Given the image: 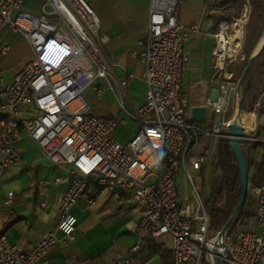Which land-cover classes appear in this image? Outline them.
<instances>
[{"label": "built area", "instance_id": "obj_1", "mask_svg": "<svg viewBox=\"0 0 264 264\" xmlns=\"http://www.w3.org/2000/svg\"><path fill=\"white\" fill-rule=\"evenodd\" d=\"M26 0H0V31L20 33L30 45L32 58L7 83L0 68V176L22 163L18 143L31 139L53 167L66 169L67 188L59 198L56 232L71 240L77 219L71 213L79 199L93 205L100 192L116 201L140 205L136 230L142 236L124 258L110 264H130L134 254L150 240L171 239L172 264H211L209 243L217 233L194 174L214 161L218 143L227 138L231 121L212 127L187 119L188 102L182 93V74L188 63L186 44L199 25L179 21L183 0H150L144 38L131 52L143 66L144 100L135 112L120 102L121 115L99 116L89 111L87 90L102 95L96 81L110 88V67L104 50L109 36L86 0H41L38 12L24 9ZM221 22L212 34L214 76L218 93L209 101L215 115H227L236 97V84L227 77ZM9 45L0 38V67ZM50 53L61 56L52 63ZM125 87V83H121ZM260 107V104H258ZM244 142L264 143L257 136L255 114ZM128 120L138 124L131 139L118 142L113 132ZM242 124V122H241ZM243 126V124H242ZM244 128V126H243ZM245 131V130H244ZM189 187V197L180 196L179 179ZM61 179L54 177L52 182ZM48 183L38 180L39 186ZM256 201L250 218H234L226 232L221 264H264V182L248 185ZM7 192L4 206L11 204ZM44 207L43 202L40 203ZM244 226L245 230H240ZM44 234L30 249L21 250L0 235V264H37L47 258L58 239Z\"/></svg>", "mask_w": 264, "mask_h": 264}, {"label": "crops", "instance_id": "obj_2", "mask_svg": "<svg viewBox=\"0 0 264 264\" xmlns=\"http://www.w3.org/2000/svg\"><path fill=\"white\" fill-rule=\"evenodd\" d=\"M86 1L99 18L101 32L107 34L110 39L104 55L110 67L112 88L103 80L96 81L103 90L102 95L96 98L100 99L105 94L103 84H106L112 97L114 95L117 99L118 110L114 116L121 115L120 102L128 111L135 112L144 100L146 85L142 76L143 66L137 59L132 58L131 52L137 48V42L144 38L150 0ZM28 3L26 0L24 9L38 12L40 2L34 9H31ZM230 5V0H183L179 8L181 23L186 26L199 25V32L188 37V63L182 74V93L188 102L187 119L193 121L192 108L206 107L205 119L198 123L207 127L228 120L227 115H215L209 101L216 97L220 83L214 76L212 34L217 31L221 22L229 19ZM20 39L27 45L30 55L13 65L11 59L17 49L9 46V53L2 60L0 67L2 75L5 74L4 78L11 73L5 79L7 83L12 82L14 76L32 58L30 45L21 34ZM234 74V70H227V77L232 78ZM123 82L125 87H121ZM129 87H137L142 91L137 105L129 98ZM87 92L94 93L87 90L84 96ZM1 102L0 97V104ZM97 115L112 116L108 112ZM257 127V134L260 132L258 137L264 138V124ZM18 150L22 163L11 167L0 176V235H4L19 249L28 250L44 234L56 232V206L67 188L66 169L50 165L41 150L27 136L18 143ZM242 151L245 159L253 162L260 161L263 152L260 146L242 147ZM54 177H59L61 181L53 183ZM38 180H46L48 183L39 186ZM9 191L14 193L13 200L10 205L4 206L2 203ZM41 202L45 204L44 207L40 206ZM71 213L77 219L73 238L63 240L56 232L58 241L55 247L46 259L37 264H110L114 259L126 257L127 251L137 238L142 236L136 230L141 207L133 201H116L105 192H100L91 206L84 199H79ZM164 246L165 251H161ZM152 249L161 254L159 264H169L170 257L172 264L171 239L168 236L150 240L132 256L130 264H146L152 258H149Z\"/></svg>", "mask_w": 264, "mask_h": 264}, {"label": "rangeland", "instance_id": "obj_3", "mask_svg": "<svg viewBox=\"0 0 264 264\" xmlns=\"http://www.w3.org/2000/svg\"><path fill=\"white\" fill-rule=\"evenodd\" d=\"M31 1V0H30ZM28 4L31 9H34L38 6L40 0H32ZM231 1V11L229 19L226 23L231 24L234 19H241L243 16L246 18V23L244 25V37L241 42V52L237 55L230 56L226 60V69L228 71L234 70L235 74L232 77V81L237 84L242 70L249 59V57L254 54V52L259 47L261 39L264 36V0H242L240 7H236L234 0ZM246 10L245 14L243 10ZM0 37L3 39L10 47H16V52L13 54L11 59V64H17L22 58L29 57L30 52L26 44L23 43L20 39V33L12 32L6 28H3L0 31ZM11 73L7 75L9 77ZM5 77V74H3ZM6 77V78H7ZM5 78V79H6ZM105 88V94L97 99L95 93L87 92L85 98L89 104V111L94 114H102L108 112L111 115L117 114V99L112 97L111 91L106 88V84H103ZM110 91V92H109ZM140 88L129 87L128 95L130 100L134 105L139 103L141 96ZM241 101H242V111L246 113L255 114V123L256 125L264 124V49L255 59L253 65L249 69L247 75L243 79L241 84ZM238 103L237 95L233 99L231 109L227 113V121H231L236 112ZM260 104V107H258ZM261 117V118H260ZM138 124L128 120L125 124H119L114 132L113 137L120 143H125L136 132ZM263 132V129L260 130ZM133 133V134H132ZM260 132H258L259 134ZM257 134V136H258ZM256 148L254 145H250L246 142H243L241 148ZM262 148V147H261ZM263 150V149H262ZM261 151H259L260 153ZM215 162V161H214ZM213 161L204 169V174L200 175L199 173L194 174V181L197 184L201 196L205 201L210 195V186L211 183L221 176L220 171L216 168V162ZM249 178H251L255 173V165L257 162L249 161ZM178 183H180V197L182 199H187L189 197V187L186 184L183 178H180ZM249 185V182H248ZM238 189L240 190V183H237ZM256 209V201L252 197L250 189L247 193V205L244 208V218L252 217ZM213 230V229H211ZM240 230H245V227L242 226ZM214 233L218 231L213 230ZM165 246L162 247L161 251H165ZM210 255V253L208 252ZM161 254L155 253L152 258L146 264H159L161 260ZM132 264V263H131ZM169 264H171V257Z\"/></svg>", "mask_w": 264, "mask_h": 264}, {"label": "trees", "instance_id": "obj_4", "mask_svg": "<svg viewBox=\"0 0 264 264\" xmlns=\"http://www.w3.org/2000/svg\"><path fill=\"white\" fill-rule=\"evenodd\" d=\"M241 2L242 0H234V3L238 8L240 7ZM252 145H254V147H262L263 152L260 161L255 165V173L251 178H249L250 163L246 160L248 165V182L251 185H259L264 182V143H255ZM214 161L216 162V168L220 171L221 176L211 183L210 195L205 200V207L210 218V229L219 231L230 217L240 195V190L237 186V183L239 182L238 166L230 150L228 139H221L219 141L217 155ZM246 205L247 197L243 207L236 216L237 219L244 218L242 215H244V208ZM154 254L155 250L152 249L149 258ZM201 264L209 263L206 261V258L203 257Z\"/></svg>", "mask_w": 264, "mask_h": 264}, {"label": "water", "instance_id": "obj_5", "mask_svg": "<svg viewBox=\"0 0 264 264\" xmlns=\"http://www.w3.org/2000/svg\"><path fill=\"white\" fill-rule=\"evenodd\" d=\"M264 49V38L262 39V42L260 46L257 48V50L252 54L249 59L247 60L242 73L240 75V78L236 84V95L238 98L237 103V115L231 123H229L227 127V138L229 141L230 150L236 160L238 171H239V183H240V195L239 200L235 207L233 208V211L230 215V217L227 219V221L223 224L221 229L217 232L214 240H217L220 247L223 245V240L226 235V232L230 226V223L234 218H236L237 214L243 207L247 193H248V165L247 161L245 159V156L243 154L241 145L246 139V133L244 131V128L241 124V121L239 120V114L242 112V101H241V84L243 82V79L247 75L249 69L253 65L255 59L259 56V54ZM207 113L206 107H194L191 109V118L195 122H202L205 119ZM212 263L211 264H221V252L216 254L211 258Z\"/></svg>", "mask_w": 264, "mask_h": 264}, {"label": "bare ground", "instance_id": "obj_6", "mask_svg": "<svg viewBox=\"0 0 264 264\" xmlns=\"http://www.w3.org/2000/svg\"><path fill=\"white\" fill-rule=\"evenodd\" d=\"M245 12L246 10L244 9L243 13L245 14ZM245 23H246V18L245 16H243L241 19H234V21L231 24L224 26V29L221 35L223 39L222 49H223V52L226 53L228 56L237 55L241 52V42L243 41V37H244ZM262 39H261V42H262ZM237 111L238 110L236 108L234 118L237 115ZM239 120L242 122L245 132L249 133L253 125V115L251 113H246L242 111L239 114ZM220 248L221 247L217 240H213L209 243L208 249H209L211 258L221 252Z\"/></svg>", "mask_w": 264, "mask_h": 264}, {"label": "clouds", "instance_id": "obj_7", "mask_svg": "<svg viewBox=\"0 0 264 264\" xmlns=\"http://www.w3.org/2000/svg\"><path fill=\"white\" fill-rule=\"evenodd\" d=\"M50 55V58H51V62L52 63H59L60 61H61V56L60 55H58V54H55V53H50L49 54Z\"/></svg>", "mask_w": 264, "mask_h": 264}]
</instances>
